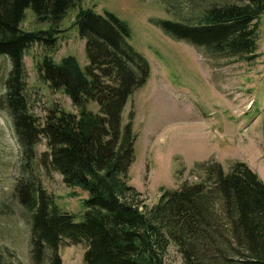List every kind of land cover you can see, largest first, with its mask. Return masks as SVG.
<instances>
[{"label":"trees","instance_id":"1","mask_svg":"<svg viewBox=\"0 0 264 264\" xmlns=\"http://www.w3.org/2000/svg\"><path fill=\"white\" fill-rule=\"evenodd\" d=\"M79 0H0V55L10 59L4 103L11 115L25 165L56 171L79 187L81 218L61 209L39 182L19 181L20 203L30 210L33 264H63L65 242L86 244L84 264H164L174 245L185 264H264V182L244 161L228 169L214 160L198 164L197 182L162 188L155 204L138 199L128 183L136 134L133 113L123 123L130 95L149 77L147 59L130 43L131 28L114 12L79 7L72 27L85 38L89 62L43 55L38 77L61 91L76 111L52 102L43 116L31 110L24 55L32 45L55 46L60 27ZM44 28H22L26 11ZM264 0H215L192 22L156 19L168 35L195 46L252 62ZM95 103L98 111L88 107ZM45 139L47 149L37 155ZM142 205V208L140 207Z\"/></svg>","mask_w":264,"mask_h":264},{"label":"rangeland","instance_id":"2","mask_svg":"<svg viewBox=\"0 0 264 264\" xmlns=\"http://www.w3.org/2000/svg\"><path fill=\"white\" fill-rule=\"evenodd\" d=\"M215 0H79L68 11L52 48L32 45L24 55L27 93L31 110L43 116L55 102L76 111L61 91H52L36 71V62L49 55L55 61L74 56L81 66L89 60L82 38L72 27L79 7L108 9L131 28V45L149 62V77L125 104L123 123L133 113L136 134L128 183L140 192L139 204L150 207L162 188H178L200 179L198 164L214 160L228 169L234 161L246 162L264 182V13L260 19L258 57L246 62L229 58L212 47L195 46L176 39L154 24L156 19L192 23ZM26 11L22 28L46 27ZM10 59L0 55V264H33L30 244V210L15 189L28 178L39 182L56 204L80 219L87 193L68 187L56 171L38 164L25 165L12 118L4 103L5 80ZM88 107L98 111L95 103ZM47 149L45 139L37 155ZM142 208V205H140ZM86 244L63 243V264H84ZM164 264H185L174 245L168 247Z\"/></svg>","mask_w":264,"mask_h":264}]
</instances>
